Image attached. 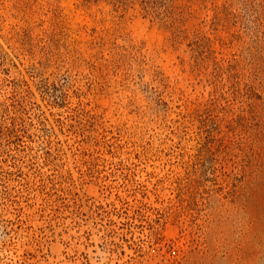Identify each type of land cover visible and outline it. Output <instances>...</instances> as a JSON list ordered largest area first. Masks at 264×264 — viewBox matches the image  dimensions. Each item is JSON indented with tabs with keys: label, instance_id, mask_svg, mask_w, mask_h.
<instances>
[{
	"label": "rangeland",
	"instance_id": "1",
	"mask_svg": "<svg viewBox=\"0 0 264 264\" xmlns=\"http://www.w3.org/2000/svg\"><path fill=\"white\" fill-rule=\"evenodd\" d=\"M159 243L264 264V0H0V264Z\"/></svg>",
	"mask_w": 264,
	"mask_h": 264
},
{
	"label": "built area",
	"instance_id": "2",
	"mask_svg": "<svg viewBox=\"0 0 264 264\" xmlns=\"http://www.w3.org/2000/svg\"><path fill=\"white\" fill-rule=\"evenodd\" d=\"M157 245L152 244L150 248L151 251L149 252L150 254H153L155 256V259L157 260L156 264H172V261L168 256L169 251L162 244H160L162 248H160V246L158 247Z\"/></svg>",
	"mask_w": 264,
	"mask_h": 264
}]
</instances>
